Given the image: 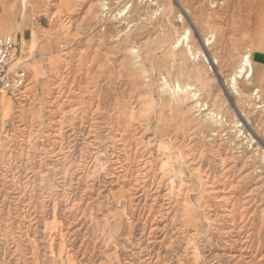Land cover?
I'll return each mask as SVG.
<instances>
[{
    "label": "rangeland",
    "instance_id": "obj_1",
    "mask_svg": "<svg viewBox=\"0 0 264 264\" xmlns=\"http://www.w3.org/2000/svg\"><path fill=\"white\" fill-rule=\"evenodd\" d=\"M214 6L0 0V264H264V0Z\"/></svg>",
    "mask_w": 264,
    "mask_h": 264
},
{
    "label": "built area",
    "instance_id": "obj_2",
    "mask_svg": "<svg viewBox=\"0 0 264 264\" xmlns=\"http://www.w3.org/2000/svg\"><path fill=\"white\" fill-rule=\"evenodd\" d=\"M16 51V44L12 37H4L0 40V95L8 93L19 96L24 90L27 79L25 70L10 69V62Z\"/></svg>",
    "mask_w": 264,
    "mask_h": 264
},
{
    "label": "bare ground",
    "instance_id": "obj_3",
    "mask_svg": "<svg viewBox=\"0 0 264 264\" xmlns=\"http://www.w3.org/2000/svg\"><path fill=\"white\" fill-rule=\"evenodd\" d=\"M219 2L220 0H212L213 5H215L214 8L218 7ZM255 51L256 48L253 46V48L249 50V54L244 56L242 66L240 67L241 71L246 73V78L253 82L256 81V78L259 75L257 63H255L254 57L252 56V53H255Z\"/></svg>",
    "mask_w": 264,
    "mask_h": 264
}]
</instances>
